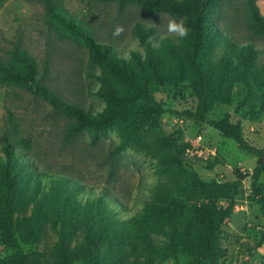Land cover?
<instances>
[{
	"label": "rangeland",
	"instance_id": "obj_1",
	"mask_svg": "<svg viewBox=\"0 0 264 264\" xmlns=\"http://www.w3.org/2000/svg\"><path fill=\"white\" fill-rule=\"evenodd\" d=\"M248 2L224 0L216 21L236 42L252 43L263 63L264 37L254 34L250 28ZM257 5L264 17V0H257ZM59 7L82 21L97 41L113 46L126 59L135 51L144 55V48L133 33L138 25L156 30L152 39L156 47L164 38L175 39L168 36L166 23L176 17L148 13L136 4L120 7L101 0H59ZM150 22L160 26H152ZM117 25H123L125 31L113 37ZM16 49L26 51L36 60L38 78L66 101L92 114L105 109L106 104L96 95L100 83L93 77V74L100 75L101 69L89 64L87 48L69 37L49 16L45 0H7L0 7V60L10 62ZM245 95V89L238 86L232 104L215 107L209 119L219 120L231 113L232 121L242 124L246 140L264 149V111L261 109L264 96L254 92L245 100ZM155 99L164 104L165 112L154 118L155 125L146 126L123 150L114 153L123 140L119 126L96 142L85 132L69 136L67 130L72 118L55 111L49 103L24 88L0 84V160L4 158L3 140L10 139L40 171L56 172L80 183L84 190L79 199L86 201L104 193L115 196L118 203L111 204V208L120 221L126 222H134L144 212L146 203L157 199L179 197L188 206L204 204L213 209L225 208L228 200H202L191 187L193 176L206 183L238 181L233 216L218 234L220 252L216 264H263L264 244L260 246L264 237L263 212L249 199L252 172L260 159L243 153L233 140L208 125L181 116L197 104L188 82L159 88ZM164 155L176 157L181 165H173ZM216 156L222 164L213 171L207 170L206 162ZM240 173L247 177L240 180ZM260 185L264 190V173ZM31 214L30 208L26 215ZM47 231L48 237L38 243L20 242L26 253L37 254L40 264H46L58 240L48 227ZM148 238L102 245L97 253L100 264H193V258L187 255L164 259L149 250V246L168 245L169 235L148 232ZM8 254L7 247L0 243V259Z\"/></svg>",
	"mask_w": 264,
	"mask_h": 264
},
{
	"label": "trees",
	"instance_id": "obj_2",
	"mask_svg": "<svg viewBox=\"0 0 264 264\" xmlns=\"http://www.w3.org/2000/svg\"><path fill=\"white\" fill-rule=\"evenodd\" d=\"M6 1L0 0V7ZM101 1L117 3L120 7L132 3L148 13L184 17L190 34L184 40L164 38L156 47L152 42L156 30L138 25L133 33L144 48V55L135 51L126 59L113 46L97 41L82 21L59 7V0H45L49 16L69 37L87 48L89 64L101 69V74L93 77L100 83L96 95L106 104L105 109L92 114L66 101L38 78L36 60L19 49L12 53L10 62L0 60V84L24 88L49 103L55 111L72 118L67 130L69 136L85 132L96 142L119 126L123 140L114 151L118 153L146 126L155 125L154 118L165 112L164 104L155 99L156 91L165 85L188 82L197 104L181 116L208 125L233 140L243 153L262 160L264 149L246 140L242 124L234 123L231 113L219 120L209 119L215 107L232 104L238 86L245 89V100L254 92L264 96V62L260 63L259 50L252 43L236 42L217 24L224 0ZM248 15L252 32L264 37V17L257 0H249ZM261 109L264 111V102ZM2 151L0 243L10 254L1 258L0 264H40L37 254L26 253L21 243L30 245L47 238V227L58 240L46 264L77 261L100 264L97 253L102 245L133 238L147 241L148 232L170 236L168 245L149 246L150 251L164 259L182 254L192 257L193 264L218 261V234L233 216L238 181L206 183L193 176L191 187L201 199L228 200L225 208L213 209L204 204L188 206L179 197L157 199L147 202L144 212L134 222H126L120 221L111 208V204L118 203L115 196L104 193L83 201L78 197L84 190L80 183L56 172L40 171L10 139L4 138ZM164 156L173 165H181L176 157ZM220 164L222 160L216 156L206 162V169L213 171ZM263 173L264 164H258L252 172L249 199L260 206L264 217V190L260 185ZM239 177L241 180L247 176L240 173ZM30 208L32 214L27 216ZM263 244L264 237L260 246Z\"/></svg>",
	"mask_w": 264,
	"mask_h": 264
},
{
	"label": "clouds",
	"instance_id": "obj_3",
	"mask_svg": "<svg viewBox=\"0 0 264 264\" xmlns=\"http://www.w3.org/2000/svg\"><path fill=\"white\" fill-rule=\"evenodd\" d=\"M162 21L163 18L161 17ZM152 26L159 27L155 23L150 22ZM163 23V22H162ZM125 29L123 25H117L112 35L113 37H119L124 33ZM166 32L169 37L178 38L179 40L186 39L190 34V28L187 26L186 18L181 17L179 20L176 18H170L166 23Z\"/></svg>",
	"mask_w": 264,
	"mask_h": 264
},
{
	"label": "water",
	"instance_id": "obj_4",
	"mask_svg": "<svg viewBox=\"0 0 264 264\" xmlns=\"http://www.w3.org/2000/svg\"><path fill=\"white\" fill-rule=\"evenodd\" d=\"M259 164H264V157L259 161Z\"/></svg>",
	"mask_w": 264,
	"mask_h": 264
}]
</instances>
